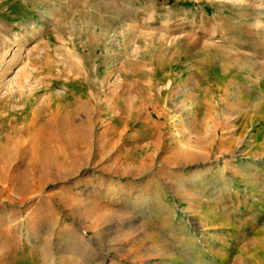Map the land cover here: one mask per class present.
Returning <instances> with one entry per match:
<instances>
[{"label": "rangeland", "instance_id": "obj_1", "mask_svg": "<svg viewBox=\"0 0 264 264\" xmlns=\"http://www.w3.org/2000/svg\"><path fill=\"white\" fill-rule=\"evenodd\" d=\"M0 264H264V0H0Z\"/></svg>", "mask_w": 264, "mask_h": 264}]
</instances>
